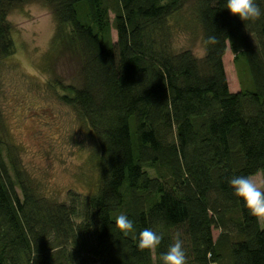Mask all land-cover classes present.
<instances>
[{
    "label": "trees",
    "instance_id": "1",
    "mask_svg": "<svg viewBox=\"0 0 264 264\" xmlns=\"http://www.w3.org/2000/svg\"><path fill=\"white\" fill-rule=\"evenodd\" d=\"M30 1L0 0V61L15 50L7 15ZM39 1L55 47L78 56L80 83L62 84L60 100L95 141L98 178L69 204L37 196L0 112V264H163L177 232L188 264H264V224L229 184L264 180V15L242 21L227 0ZM186 5L200 59L171 45ZM122 213L134 224L127 237L115 224ZM145 228L163 233L155 251L137 247Z\"/></svg>",
    "mask_w": 264,
    "mask_h": 264
},
{
    "label": "rangeland",
    "instance_id": "2",
    "mask_svg": "<svg viewBox=\"0 0 264 264\" xmlns=\"http://www.w3.org/2000/svg\"><path fill=\"white\" fill-rule=\"evenodd\" d=\"M181 16V26L172 24L171 45L200 59L202 32L199 25L190 24V5ZM7 21L15 45L14 53L0 61V112L8 146L37 196L69 204L76 194L94 193L98 178L95 141L74 110L60 100L62 84L80 83L78 56L55 47L52 12L39 0L12 9ZM111 34L114 40L113 29ZM223 64L230 91L240 90L229 46Z\"/></svg>",
    "mask_w": 264,
    "mask_h": 264
},
{
    "label": "clouds",
    "instance_id": "3",
    "mask_svg": "<svg viewBox=\"0 0 264 264\" xmlns=\"http://www.w3.org/2000/svg\"><path fill=\"white\" fill-rule=\"evenodd\" d=\"M227 9L242 21L255 22L264 15L255 0H227ZM215 43L214 36H209L205 41V44ZM229 184L234 189V194L243 199L251 215L256 217L259 222L264 223V180L258 181L250 176H239L231 178ZM115 224L126 237L134 232L133 221L123 213L116 217ZM162 238L163 233L158 234L145 228L139 232L137 247L141 251L145 249L155 251ZM173 240L168 251L161 256L163 264H188L181 234L177 232Z\"/></svg>",
    "mask_w": 264,
    "mask_h": 264
},
{
    "label": "crops",
    "instance_id": "4",
    "mask_svg": "<svg viewBox=\"0 0 264 264\" xmlns=\"http://www.w3.org/2000/svg\"><path fill=\"white\" fill-rule=\"evenodd\" d=\"M252 178H254V179L258 180V181L262 180V179H261V176H259V174H256V175L252 176ZM259 223H260L261 225L264 224V223H261V222H259Z\"/></svg>",
    "mask_w": 264,
    "mask_h": 264
}]
</instances>
